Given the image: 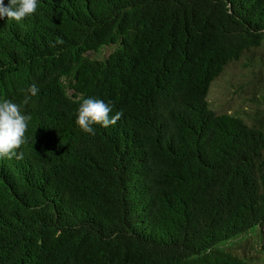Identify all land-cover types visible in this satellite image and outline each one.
Masks as SVG:
<instances>
[{
	"label": "trees",
	"instance_id": "1",
	"mask_svg": "<svg viewBox=\"0 0 264 264\" xmlns=\"http://www.w3.org/2000/svg\"><path fill=\"white\" fill-rule=\"evenodd\" d=\"M263 43L264 0H38L0 19V101L32 117L23 159L0 158V264H244L222 244L252 227L264 253V90L246 117L207 100ZM89 97L121 119L83 132Z\"/></svg>",
	"mask_w": 264,
	"mask_h": 264
},
{
	"label": "rangeland",
	"instance_id": "2",
	"mask_svg": "<svg viewBox=\"0 0 264 264\" xmlns=\"http://www.w3.org/2000/svg\"><path fill=\"white\" fill-rule=\"evenodd\" d=\"M113 47H105L92 58H106ZM264 90V43L247 52L241 60L230 64L210 86L207 100L210 109L217 113H229L246 117L257 108L256 99ZM263 235L257 227L235 236L222 244L225 251L239 257L244 264H262Z\"/></svg>",
	"mask_w": 264,
	"mask_h": 264
},
{
	"label": "clouds",
	"instance_id": "3",
	"mask_svg": "<svg viewBox=\"0 0 264 264\" xmlns=\"http://www.w3.org/2000/svg\"><path fill=\"white\" fill-rule=\"evenodd\" d=\"M38 0H8L5 5L4 0H0V19L21 21L24 18L36 13ZM57 43H63L57 40ZM39 88L32 83L27 89L23 105H28L31 97H35ZM112 107L103 100L93 97L82 98L76 110V124L79 128L88 134H95L93 125H101L107 128L115 125L121 119L123 113L117 112L111 115ZM32 119L31 115L22 112L20 104L5 99L0 101V158L21 160L24 157L23 152H17L27 140L25 133L28 128V122Z\"/></svg>",
	"mask_w": 264,
	"mask_h": 264
}]
</instances>
